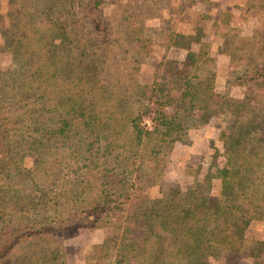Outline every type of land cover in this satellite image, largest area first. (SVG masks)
<instances>
[{
	"label": "trees",
	"instance_id": "trees-1",
	"mask_svg": "<svg viewBox=\"0 0 264 264\" xmlns=\"http://www.w3.org/2000/svg\"><path fill=\"white\" fill-rule=\"evenodd\" d=\"M35 1L0 0V45L17 66L8 77L0 72V176H30L27 158L42 163L43 156L60 155L77 164L83 199L48 198L52 222L16 214L21 205L29 211L33 200L48 206L35 181L39 195H19L0 213V264H66L64 236L101 226L112 229L114 240L94 253L97 264H230L236 241L252 227L261 235L249 242L246 257L264 264V195L257 189L264 182V64L244 69L240 78L254 93L235 98L215 89L214 60L206 49L181 45L183 32H170L169 47L184 49L185 63L162 56L150 68L134 58L127 36L109 27L104 0H78L74 13L55 16ZM39 35L56 38L60 47L45 58ZM243 48L231 38L220 53L244 61L236 55ZM192 112L201 124L232 120L223 146L234 165L217 171L230 180V195L209 211L207 177L185 200L178 190L164 204L150 197L161 184L162 155L183 143Z\"/></svg>",
	"mask_w": 264,
	"mask_h": 264
},
{
	"label": "rangeland",
	"instance_id": "rangeland-1",
	"mask_svg": "<svg viewBox=\"0 0 264 264\" xmlns=\"http://www.w3.org/2000/svg\"><path fill=\"white\" fill-rule=\"evenodd\" d=\"M77 3L78 0L35 1L39 10L52 16L64 11L74 13ZM102 12L108 19L109 27L124 33L127 43L131 41L133 49L130 50L140 65L145 63L153 68L162 56L184 64L186 51L169 47L170 32H183L184 38H177L181 45L188 41L192 51L206 49L214 60L215 89L218 92L235 98L249 97L254 93L252 83L240 77L244 69L264 64V0H104ZM229 15L231 18L227 20ZM230 26L235 30L229 29ZM227 31L230 34L226 38L223 33ZM231 38L244 45L245 48L236 53L238 58L245 57L244 61L220 53ZM37 44L45 58L60 47L59 40L48 35H39ZM16 68L13 57L0 45V72L7 73L5 77H8V73ZM190 118L193 124L187 129L183 143L176 142L165 149L159 162L158 184H161L152 186L150 197L160 199L164 204L169 192L178 190L185 200L197 188L196 183L207 177L209 211L226 201L230 195V180L217 171H230L234 165L228 160V150L223 146L226 126L232 120L227 116H219L204 125L198 121L197 113L192 112ZM255 137L254 133L249 135L248 154H253ZM91 139L96 140L95 133L91 135ZM43 158L42 163L36 162L35 157L26 159V168L34 170L30 176L26 175V171L7 179L0 176V205L3 204L0 206V213L10 211L11 203L15 205L14 200L19 195L21 197L30 191L39 195L35 181L42 185L48 196L42 201L51 198L52 201L57 199L65 204L81 202L83 185L77 164L69 159H62L60 155L43 156L42 160ZM59 161L61 163L58 165ZM257 189L259 195H264V182ZM56 194L62 196L58 199ZM34 202L35 200L30 202L29 211L23 209L22 205V210L13 211L16 214L21 211L23 216L36 221H54L55 206L51 202L47 200L48 206L44 208L34 205ZM206 217V213L202 215V218ZM260 235L258 227L243 231L236 241L237 246L230 264H250L246 257L247 246L250 241L260 238ZM113 238V231L109 226L82 228L74 235H65L63 242L66 264H97L94 253L100 251L103 244H112ZM214 264L225 263L218 261Z\"/></svg>",
	"mask_w": 264,
	"mask_h": 264
},
{
	"label": "crops",
	"instance_id": "crops-1",
	"mask_svg": "<svg viewBox=\"0 0 264 264\" xmlns=\"http://www.w3.org/2000/svg\"><path fill=\"white\" fill-rule=\"evenodd\" d=\"M205 125V124H204ZM205 154V153H204Z\"/></svg>",
	"mask_w": 264,
	"mask_h": 264
}]
</instances>
